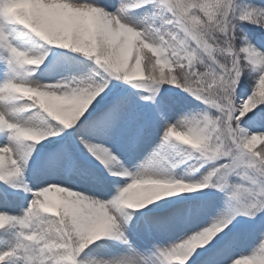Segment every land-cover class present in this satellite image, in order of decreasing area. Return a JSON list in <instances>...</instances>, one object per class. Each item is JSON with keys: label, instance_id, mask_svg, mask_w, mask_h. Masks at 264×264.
Returning a JSON list of instances; mask_svg holds the SVG:
<instances>
[{"label": "snow or ice", "instance_id": "obj_1", "mask_svg": "<svg viewBox=\"0 0 264 264\" xmlns=\"http://www.w3.org/2000/svg\"><path fill=\"white\" fill-rule=\"evenodd\" d=\"M0 264H264V0H0Z\"/></svg>", "mask_w": 264, "mask_h": 264}]
</instances>
